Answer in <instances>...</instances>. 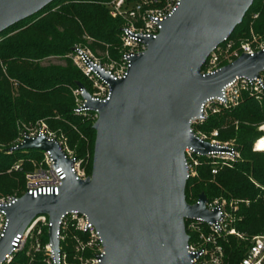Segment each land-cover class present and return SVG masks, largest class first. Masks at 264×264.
Listing matches in <instances>:
<instances>
[{
    "label": "water",
    "instance_id": "water-1",
    "mask_svg": "<svg viewBox=\"0 0 264 264\" xmlns=\"http://www.w3.org/2000/svg\"><path fill=\"white\" fill-rule=\"evenodd\" d=\"M53 0H0V33L42 11ZM253 0H179L161 22L145 50L130 58L125 75L103 78L108 98L93 100L81 88L85 106L96 112L89 174L82 180L69 172L54 138L26 134L13 150L49 151L54 167L66 172L56 195L26 192L3 206L0 261L10 242L37 215L51 225L47 240L55 254L57 222L65 212L83 213L100 236L99 264H190L184 220L213 222L199 193L185 200L187 180L183 149L205 154L213 147L189 130L202 100L219 94L234 77H258L264 72V47L241 53L209 74L199 72L209 51L226 40L241 23ZM264 151V150H261Z\"/></svg>",
    "mask_w": 264,
    "mask_h": 264
},
{
    "label": "trees",
    "instance_id": "trees-1",
    "mask_svg": "<svg viewBox=\"0 0 264 264\" xmlns=\"http://www.w3.org/2000/svg\"><path fill=\"white\" fill-rule=\"evenodd\" d=\"M106 1L109 0H53L39 13L0 33L1 193L14 187L16 181L21 183L22 173L30 167L24 156H41L37 149L9 151L10 142L16 135V121L28 123L41 119L49 130L64 137L77 156L86 149L92 155L93 121L71 111V89L77 82L87 88V82L65 54L73 43L84 42L83 34L92 39L87 43L92 51L99 48L111 55L116 53L120 20L108 14L103 4ZM253 13H256L254 18ZM248 30L257 36L264 34V0L252 1L241 23L228 38L238 42ZM48 57L62 63H51ZM2 68L4 74L17 83L15 92L2 74ZM263 122L264 92L259 98L244 92L237 106L209 116L200 128L204 131L217 129L219 140L233 138L240 157L222 166L214 175L209 172L208 162L200 157L197 175L186 180L184 189L189 204L196 201L199 193H203L208 201L216 197L237 200L238 219L233 226L247 237L264 228V151L251 149L252 143L262 135L257 127ZM91 155L86 165L87 173L90 172ZM18 161H23L20 170L3 172ZM22 188L17 195H21ZM185 231L190 236L187 229ZM220 243L225 264H237L243 255L245 241L227 236ZM61 245L66 264H72L70 240ZM27 259L24 250H19L7 264H45L38 253L30 261Z\"/></svg>",
    "mask_w": 264,
    "mask_h": 264
},
{
    "label": "built area",
    "instance_id": "built-area-1",
    "mask_svg": "<svg viewBox=\"0 0 264 264\" xmlns=\"http://www.w3.org/2000/svg\"><path fill=\"white\" fill-rule=\"evenodd\" d=\"M179 0H109L103 3L108 14L112 18L120 20L118 33L119 46L114 55L107 50L103 53L92 51L89 47L80 43L72 45L67 57L79 70L87 82L84 90L93 100L102 101L108 98L109 85L102 74L112 78L120 79L129 66L130 58L142 53L146 48L145 39L155 38L161 27L162 20L169 15L177 6ZM256 15H253L255 17ZM264 47V40L250 43L247 40L227 38L222 43L212 48L204 62L200 66L199 72L209 74L236 58L239 54H252ZM244 92L255 98L264 92V72H259L258 77H234L230 82L222 86L218 95L209 96L202 100L198 108V114L190 119L189 130L201 142H207L213 148L205 154L194 151L191 147L183 149V163L186 170L187 179L197 175V167L200 157H203L209 164V172L214 175L225 165L230 164L240 157L238 148L230 141H221L217 138V129L204 131L201 124L211 116L224 109L238 105ZM73 100L72 113L85 119L94 121L96 112L85 106V99L82 98L81 88L71 89ZM264 122L258 129L264 134ZM26 134L29 137L45 136L54 138L57 142V149L63 153V158L70 161L69 172L75 179L82 180L89 173L82 158L70 153L64 142L53 134L37 127L34 131H22L12 143L9 151L22 140ZM261 135V136H262ZM260 136V137H261ZM259 137V138H260ZM257 138L251 149H256ZM40 151V150H39ZM21 161L13 164L10 170H19ZM66 172L61 165L54 167L53 159L49 151H41V160L32 171L24 174L22 193H27L32 197L37 195H56ZM16 193L0 196V230L5 219L3 206L12 203L17 197ZM242 201V200H240ZM237 200L225 203L224 200L212 199L206 201L207 211L216 209L219 217L213 222L203 221L201 218L185 219L184 228L190 233L186 243V251L193 255L190 264H225L224 252L221 241H225L227 236H232L238 241H245V248L242 257L237 264H264V228L261 232L250 237L238 232L233 223L237 217ZM247 204V200L244 201ZM51 225L45 215H37L21 234H16L10 245L11 251L5 254L0 264H7L12 260L15 252L21 250L26 239L34 235L36 240L32 249L38 253L45 264H66V256L61 244L65 240H70L73 251L77 257V264H99L103 255V247L100 236L93 224L83 213L71 210L60 215L57 222L55 236L58 239V248L55 254L50 249L47 240V228ZM46 230V237L43 236V243H39L37 237L43 235L42 230ZM186 232V231H185ZM31 260V258H30Z\"/></svg>",
    "mask_w": 264,
    "mask_h": 264
},
{
    "label": "rangeland",
    "instance_id": "rangeland-1",
    "mask_svg": "<svg viewBox=\"0 0 264 264\" xmlns=\"http://www.w3.org/2000/svg\"><path fill=\"white\" fill-rule=\"evenodd\" d=\"M106 2H108V1H106ZM253 15H256V13H253L251 16H252V18H254L253 17ZM82 38L84 39V42H82V41H77V42H75V43H80V44H82V45H85V46H87V47H89L88 45H87V43L88 42H90V41H92V39L89 37V36H87L86 34H83L82 35ZM240 40H247L248 42H250V43H256V42H259V41H262V40H264V34L263 35H259V36H257V35H255L254 34V32L252 31V30H248V32H247V35L244 37V38H241ZM75 43H73V44H75ZM102 51H104V50H101V49H99V48H96L95 49V52H98V53H102ZM66 56H67V53L65 54ZM68 58V57H67ZM69 59V58H68ZM48 60H50L49 62H51V63H62L61 61H59V60H55V59H53V58H51V57H48ZM72 63V62H71ZM1 72H2V74H4V70H3V68L1 69ZM5 75V74H4ZM3 75V76H4ZM5 79L7 80V81H9V83H10V87H11V90H12V92H15L16 91V88H17V83L14 81V80H12L11 78H8L6 75H5ZM37 127H42L44 130H46V131H48L49 133H51V134H53L55 137H57L58 139H60L61 141H63L64 142V145L66 146V148H67V150L70 152V153H72V154H74V155H76V152L74 151V149L73 148H70L69 146H68V144H67V142L65 141V139H64V137H62L61 135H57L56 133H54L52 130H49L48 129V127H47V125H46V123L43 121V120H41V119H37L36 121H34V122H28V123H24V122H19V121H16V135H15V137L12 139V141L10 142V143H13L15 140H16V138L19 136V134H20V132H22V131H29V132H32V131H34ZM257 129H258V127H257ZM221 141H230L233 145H235L236 147H237V145H236V143H235V141H234V139L233 138H228V139H224V140H221ZM3 147V145L2 144H0V149ZM90 150L89 149H86L85 151H84V153H82V155H80V156H78L79 158H82L83 159V162L85 163V165H87L88 164V162H89V157H90ZM77 156V155H76ZM26 159H28L27 161L29 162V164H30V167L28 168V169H25L24 170V172L22 173V176H21V183H19L18 181H16V185L14 186V187H12L10 190H8L7 192H4V193H1L0 192V196H2V195H7V194H12V193H18L20 190H21V188H22V186H23V183H24V174L25 173H27V172H30V171H32L33 170V168L35 167V166H37L38 164H39V162H40V160H41V156H24ZM24 158V159H25ZM21 165H23V161H21V164H20V166ZM11 168V167H10ZM10 168H7V169H5V170H3V172L4 173H9L11 170H10ZM20 170V169H19ZM254 185L255 186H257V184L256 183H254ZM214 199H218V200H224V199H221V198H219V197H216V198H214ZM233 200H235V199H229V200H224L225 201V203L227 204L228 202H230V201H233ZM238 206V205H237ZM42 230V233H43V235H40L39 237H37V239L39 240V243H43V236H44V238L46 237V230H43V229H41ZM35 240H36V238H35V236L32 234V235H30L27 239H26V241H25V243H24V245H23V247L21 248V250H24V255L25 256H27L28 257V261H30V258L31 257H33L34 255H36V253L33 251V249H32V247H33V245L35 244ZM61 247H62V245H61ZM71 249H72V254H71V262L70 263H72V264H77V262H78V260H77V257H76V254H75V252L73 251V248H72V245H71ZM20 250V251H21ZM40 256V255H39ZM41 258V257H40Z\"/></svg>",
    "mask_w": 264,
    "mask_h": 264
},
{
    "label": "bare ground",
    "instance_id": "bare-ground-1",
    "mask_svg": "<svg viewBox=\"0 0 264 264\" xmlns=\"http://www.w3.org/2000/svg\"><path fill=\"white\" fill-rule=\"evenodd\" d=\"M263 129H264V126H263ZM256 149L264 150V134H263V137L260 138V139L256 142Z\"/></svg>",
    "mask_w": 264,
    "mask_h": 264
}]
</instances>
